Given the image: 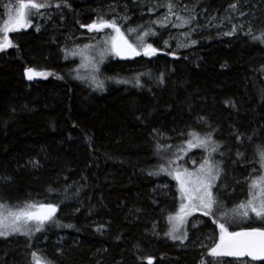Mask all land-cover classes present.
Masks as SVG:
<instances>
[{
  "label": "trees",
  "instance_id": "obj_1",
  "mask_svg": "<svg viewBox=\"0 0 264 264\" xmlns=\"http://www.w3.org/2000/svg\"><path fill=\"white\" fill-rule=\"evenodd\" d=\"M69 2L71 10L64 9L62 14L42 10L44 17H33L32 27L9 33L16 47L0 52V177L12 178L10 183L0 181V200L11 204L46 198L62 201L61 223L74 227H54L32 241L23 236L0 239V264H29L31 251L55 264H96L98 260L101 264H147L148 257L153 264H200L204 250L193 242L197 237L217 240L218 229L208 217L197 214L194 220L199 224L193 228L190 222L184 246L164 235L167 212L178 209V199L173 201L174 195L178 198V186L164 174L148 175L159 163L152 130L159 129L165 143L181 145L185 143L181 132L209 131L198 125V117L218 126L215 138L227 145L220 149L223 157L217 154L224 169L217 183L227 185L223 200L235 205L247 199L252 168L259 170V164H253L258 159L255 145H264V101L259 94L264 88V43L254 42L245 32L249 28L256 36L264 32V0ZM168 2L182 16L195 15V22L174 28L171 24L179 22L170 16L167 28L153 24L164 19L167 8L160 5ZM4 3L15 6L17 0H0L2 20L7 12ZM232 3H237L236 10L229 8ZM149 8L155 10L149 12ZM117 13L130 17L122 31L139 25L153 28L157 35L146 39L159 51L151 58H106L98 75L104 88L94 90L75 78L81 58L71 52L97 43L107 33L88 32L81 24L91 23L98 15L111 19ZM234 26V35H224ZM129 39L135 43L134 35ZM29 67L56 75L29 81L24 75ZM141 73L147 74L140 78L142 87L134 82ZM161 73L164 84L158 83ZM227 99L236 101L239 111L227 108ZM233 127L246 135L256 133L247 145V159L239 162H234ZM29 161H39L41 167L33 168ZM165 184L169 187L164 188ZM49 187L58 191L49 193ZM77 207L79 212L74 211ZM107 221H111L108 230L95 231L97 223ZM249 226L258 222L234 231ZM154 231L159 235H153ZM58 248L63 256L57 255Z\"/></svg>",
  "mask_w": 264,
  "mask_h": 264
},
{
  "label": "snow or ice",
  "instance_id": "obj_2",
  "mask_svg": "<svg viewBox=\"0 0 264 264\" xmlns=\"http://www.w3.org/2000/svg\"><path fill=\"white\" fill-rule=\"evenodd\" d=\"M7 10V19L3 21L0 26V33L3 34V39H0V52H4L9 48L16 47L12 40L9 39V33L19 32L21 29H27L32 27L33 17H44L42 10L55 9L58 13L63 12L64 9L71 10V3L69 0H17V4L13 6L10 3H4L2 5ZM160 7L167 8V14L161 21H152L153 24L162 28H167L171 21L170 16H175L176 21L179 23H172L174 28H183L192 25L195 20V15H189L187 17L182 16L174 11L175 5L168 2L166 5H160ZM186 7V6H185ZM112 12L116 11V6H110ZM232 10L237 9V3L229 5ZM154 8H149V12L154 11ZM105 15H98L91 23L84 25L82 28H86L88 32L101 33L105 29H111V33H106L105 37L99 39L96 44L85 45L84 50H89L93 53L92 62L94 74L90 78H85L77 74L76 79L84 80L94 90H103L104 81L98 79L100 73L99 65L102 64L106 57L114 56L120 59H132L135 57H155L158 53V48L154 47L152 43H148L149 36H156L157 32L149 27L145 29L143 25L137 27H129L126 31H122V25L128 23L130 17L120 16L119 13L111 19L105 18ZM241 15L245 13L241 12ZM51 18L50 16L48 17ZM119 21V22H118ZM192 28L191 31H195ZM36 31H40V27L36 26ZM237 29L233 27L231 32H226L224 35H234ZM127 33V34H126ZM135 36V43L130 42L129 37ZM185 36L188 34L185 33ZM246 36H249L251 40L264 43V32L259 36L252 34V29L249 28L245 32ZM196 41H191V44H195ZM165 47H169L168 41H164ZM188 44H178V47H188ZM84 50L75 49L71 54L76 55L78 52L82 53ZM68 53H66L67 55ZM174 55V53H173ZM78 71V70H77ZM264 71V69H262ZM24 75L31 81L35 77H42L47 79L49 76L56 75L52 72H37L33 68H26ZM145 73L139 74L135 78V85L140 86V78ZM57 79H62L61 76H56ZM108 79H114L109 77ZM116 83H129L127 80H116ZM159 84L165 83L164 74L161 73ZM260 98L264 101V88L259 90ZM227 108L239 111V107L236 101L227 99L224 101ZM138 120H142V117L138 116ZM198 125L204 126L209 131L198 133L195 131H189L187 133L181 132L180 135L185 137V143L181 145H173L165 143V135L159 129H153L152 135L154 139L155 155L159 157V163L154 166L155 171H148L149 176H160L164 174L171 177L177 184V196H173V201L178 199V209L168 211L166 214L167 229L164 235L170 240L178 241L181 246H184L189 240V234L187 225L189 218L194 214L199 213L202 217H208L212 225H215L218 229V240H213L211 236L206 238L197 237L193 242L198 244L204 251L201 253L200 264H252V262H264V145H255V153L258 157L253 161V164H259V170L255 167L252 168L250 175H253L251 183L249 184V196L250 198L238 203L232 209H227L223 197L227 195V185L217 181L221 180L224 169L222 168V161L215 160V155L223 157L224 152L220 151L221 148L227 147V145L216 139L220 132L218 126L209 124L207 119L203 116L198 117ZM231 127V126H230ZM264 136V133L261 134ZM230 136L234 137V145L236 146L235 155L239 162L240 160L247 159V145L252 144L256 133L246 135L238 128H232ZM186 144V146H185ZM91 146V144L89 145ZM173 148L176 150L173 151ZM194 148L203 149L206 153L202 157L199 167L195 170H189L187 167L181 166L178 161L184 159L188 151ZM241 149H244L243 151ZM195 164L196 161L192 160ZM29 164L33 168L41 167L39 161H29ZM226 178V177H225ZM67 179V177H65ZM11 177H0V181L4 183H10ZM240 183V181H237ZM68 187H71L69 185ZM164 188H168L169 185H163ZM258 191H254L257 190ZM49 193L58 191L52 187L48 189ZM80 189L77 188L75 194L79 195ZM67 189L65 190V199H67ZM62 201H50L47 198L43 201L29 200L20 204H11L8 201L0 200V239L7 240L9 237L23 236L28 241H32L38 233L43 234L50 229L57 228H72L71 224H62L61 218L58 215L62 211ZM156 203V201H153ZM75 212H79L80 208L74 209ZM136 212L141 211L136 209ZM166 210L161 209L164 213ZM132 214V210H129ZM91 215V212H89ZM244 221L258 222V226H249L246 229L240 231H230L229 225L235 222L237 219ZM111 225V221L105 223H97L95 231L103 233L108 230ZM191 227H197V222L192 223ZM156 225H153V229ZM78 231V229H77ZM153 235H159L158 232H153ZM116 239H120L118 236ZM207 240H213L211 244L206 242ZM31 247V244H29ZM139 247V245H137ZM100 251V250H98ZM104 252L107 249H103ZM63 249H57V255L63 256ZM31 260L29 264H55L51 258L39 254L37 251H31ZM233 258L232 261H228L225 258ZM250 258V259H244ZM139 259V257H138ZM7 264V262H2ZM96 264H101L98 260ZM147 264H153V258H147Z\"/></svg>",
  "mask_w": 264,
  "mask_h": 264
},
{
  "label": "rangeland",
  "instance_id": "obj_3",
  "mask_svg": "<svg viewBox=\"0 0 264 264\" xmlns=\"http://www.w3.org/2000/svg\"><path fill=\"white\" fill-rule=\"evenodd\" d=\"M241 17H243V16H241ZM5 19H7V12H6V17L2 20V19H0V26H2V24H3V21L5 20ZM243 19V18H242ZM242 21V20H241ZM28 29V28H27ZM22 30H24V29H21L20 31H22ZM111 33V29H105V31L103 32V33ZM0 39H3V34L2 33H0ZM96 44V43H95ZM90 45H92V44H90ZM81 50H84L83 48L81 49ZM77 56H79L80 58H81V62H78V64H77V67H76V69L78 70L77 71V74H79L80 76H82V77H87V76H90L91 77V74L93 73L94 74V69H93V62H92V57H93V53H91L89 50H84L82 53H80V52H78L77 54H76ZM109 57H111V56H109ZM109 57H106V58H109ZM105 58V59H106ZM103 64V63H102ZM102 64H100L99 65V67H100V69H101V65ZM35 70V69H34ZM35 71H37V70H35ZM37 72H40V71H37ZM48 78H50V76L48 77ZM47 78V79H48ZM99 79V78H98ZM34 80H44V78H42V77H35L33 80H31V81H34ZM185 146H186V144H185ZM176 150V149H175ZM196 151H201L202 152V155H196V156H191L192 155V153H195ZM206 155V153L204 152V150L203 149H199V148H194V149H191L190 151H188V153H187V155L186 156H184V159L183 160H181V161H178V163L181 165V166H183V167H187V168H189V170H195L196 168H198L199 167V163L201 162V160H202V157L203 156H205ZM191 156V157H190ZM192 160H195L196 161V163L195 164H193L192 163ZM215 160H217V154L215 155ZM218 182V181H217ZM254 191H258V189L257 190H254ZM248 198H250V196H248L247 197V199ZM225 205H226V208L227 209H232L233 207H235L237 204H235V205H229V204H227L226 202H225ZM197 214H199V213H196V214H194V215H197ZM192 216V217H190L189 218V222H188V225H187V230H188V227H189V224H190V222H197L196 220H194V217H196V216ZM248 222H253V223H256V222H254V221H244V220H240L239 218L235 221V222H233V223H231L230 225H229V230L230 231H234L235 229L234 228H239V227H243V226H245ZM197 224H199L198 222H197ZM189 231V230H188ZM218 235H219V232H218ZM217 240H218V238H217ZM174 242V241H173ZM175 243H179L178 241H176ZM42 258H43V256H42Z\"/></svg>",
  "mask_w": 264,
  "mask_h": 264
},
{
  "label": "water",
  "instance_id": "obj_4",
  "mask_svg": "<svg viewBox=\"0 0 264 264\" xmlns=\"http://www.w3.org/2000/svg\"><path fill=\"white\" fill-rule=\"evenodd\" d=\"M133 59V58H132ZM246 229V228H245ZM240 231V230H239ZM229 258H231V257H229ZM244 259H250V258H244Z\"/></svg>",
  "mask_w": 264,
  "mask_h": 264
}]
</instances>
